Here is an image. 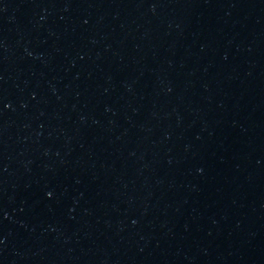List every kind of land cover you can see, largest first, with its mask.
<instances>
[{
  "label": "water",
  "instance_id": "water-1",
  "mask_svg": "<svg viewBox=\"0 0 264 264\" xmlns=\"http://www.w3.org/2000/svg\"><path fill=\"white\" fill-rule=\"evenodd\" d=\"M0 264H264V0H0Z\"/></svg>",
  "mask_w": 264,
  "mask_h": 264
},
{
  "label": "snow or ice",
  "instance_id": "snow-or-ice-1",
  "mask_svg": "<svg viewBox=\"0 0 264 264\" xmlns=\"http://www.w3.org/2000/svg\"><path fill=\"white\" fill-rule=\"evenodd\" d=\"M51 195V194H50Z\"/></svg>",
  "mask_w": 264,
  "mask_h": 264
}]
</instances>
